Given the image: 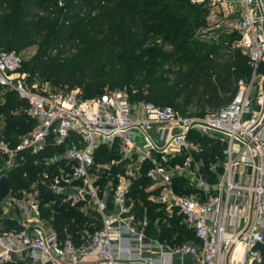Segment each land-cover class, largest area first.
<instances>
[{
    "label": "built area",
    "instance_id": "1",
    "mask_svg": "<svg viewBox=\"0 0 264 264\" xmlns=\"http://www.w3.org/2000/svg\"><path fill=\"white\" fill-rule=\"evenodd\" d=\"M188 1L206 10L205 25L226 24L230 51L249 68L228 104L201 116L130 102L121 91L84 99L79 88L51 90L28 82L20 56L0 48V89L26 103L15 114L34 121L16 144L4 140L0 124V175L20 166L23 153L47 154L34 163L48 166L28 190H10L0 203V264L264 262V0ZM193 133L222 146L209 175ZM103 151L112 158L98 161ZM143 174L147 201L157 206L155 230L178 219L196 242L170 246L147 235L146 216L136 213L142 204L131 197ZM45 193L54 199L44 202ZM54 204L89 217L78 238L57 233L52 215L43 216Z\"/></svg>",
    "mask_w": 264,
    "mask_h": 264
},
{
    "label": "trees",
    "instance_id": "2",
    "mask_svg": "<svg viewBox=\"0 0 264 264\" xmlns=\"http://www.w3.org/2000/svg\"><path fill=\"white\" fill-rule=\"evenodd\" d=\"M205 17L206 10L188 0H0V48L18 54L36 46L35 55L19 71L28 82L46 83L51 90L80 88L83 98L90 99L124 87L130 102L169 106L182 115L194 108L197 114H187L201 116L228 104L236 82L247 79L249 72L239 52L221 54L223 46L196 41ZM96 92L100 93L87 97ZM18 108H26V103L4 91L0 121L4 140L11 144L34 126L29 117L14 113ZM192 139L201 147L203 170L209 175V165L222 158V146L196 133ZM23 155V163L7 176L12 192L28 190L48 167L34 163L45 153ZM103 155L98 161L112 158ZM147 186L143 174L131 190V197L142 204L136 213L139 218L145 214L147 235L170 246L187 237L196 242L178 219H171L167 227L159 223L155 230L157 206L147 201ZM42 196L44 202L54 199L49 193ZM42 213L47 219L52 215L57 233L77 238L89 218L75 207L58 204L43 207ZM6 222L13 225L12 220Z\"/></svg>",
    "mask_w": 264,
    "mask_h": 264
},
{
    "label": "rangeland",
    "instance_id": "3",
    "mask_svg": "<svg viewBox=\"0 0 264 264\" xmlns=\"http://www.w3.org/2000/svg\"><path fill=\"white\" fill-rule=\"evenodd\" d=\"M229 28L226 26V24H211V25H205L204 27L199 28L196 31V35L198 36L196 39L197 42H202L207 46H223V49L219 50V53L224 54L225 52H233L230 51V48H227V45H229V43L231 42L232 37H229ZM160 40H157V44H159ZM229 49V51H228ZM37 51V47L36 46H31L28 47L26 49H24L22 52L18 53V55L21 58V64H23L26 60H29L30 58H32L35 53ZM214 58V57H212ZM222 59V58H221ZM24 67V64L21 66L22 70ZM46 84V83H45ZM80 89V88H79ZM82 90V89H81ZM107 88H105L104 91H106ZM111 91H121L122 93H124L127 96V90L122 87L119 88L117 90H113L110 89ZM3 90H0V96L2 97L3 95ZM100 92H96V93H89L87 95V97H93L95 94H99ZM20 108H18L17 110H19ZM25 108H21V110H24ZM206 111V110H205ZM193 113V114H197L196 110L194 108L189 109V111L187 113ZM186 113V114H187ZM193 240H190V238H186V242H192Z\"/></svg>",
    "mask_w": 264,
    "mask_h": 264
},
{
    "label": "crops",
    "instance_id": "4",
    "mask_svg": "<svg viewBox=\"0 0 264 264\" xmlns=\"http://www.w3.org/2000/svg\"><path fill=\"white\" fill-rule=\"evenodd\" d=\"M0 124H2V122L0 121ZM6 217L7 218H13V212L11 210H8V212H6ZM8 219V221L10 220ZM173 263L174 264H195V262L193 261L192 258H190L189 256H175L173 258Z\"/></svg>",
    "mask_w": 264,
    "mask_h": 264
},
{
    "label": "water",
    "instance_id": "5",
    "mask_svg": "<svg viewBox=\"0 0 264 264\" xmlns=\"http://www.w3.org/2000/svg\"><path fill=\"white\" fill-rule=\"evenodd\" d=\"M6 174L0 175V203L5 199V197L9 194L10 188L7 180Z\"/></svg>",
    "mask_w": 264,
    "mask_h": 264
}]
</instances>
